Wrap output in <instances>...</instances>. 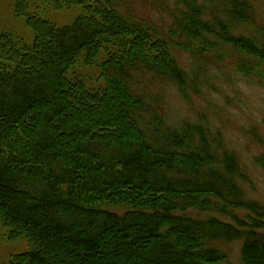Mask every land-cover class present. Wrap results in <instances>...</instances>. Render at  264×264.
Wrapping results in <instances>:
<instances>
[{"label": "trees", "instance_id": "16d2710c", "mask_svg": "<svg viewBox=\"0 0 264 264\" xmlns=\"http://www.w3.org/2000/svg\"><path fill=\"white\" fill-rule=\"evenodd\" d=\"M167 1H16L34 40L0 34V233L30 251L9 264H221L234 243L264 264V203L240 160L204 121L168 125L159 106L198 90L186 49L228 48L264 81V0ZM41 5L81 14L59 27ZM80 63L94 83L70 79Z\"/></svg>", "mask_w": 264, "mask_h": 264}, {"label": "rangeland", "instance_id": "374dc122", "mask_svg": "<svg viewBox=\"0 0 264 264\" xmlns=\"http://www.w3.org/2000/svg\"><path fill=\"white\" fill-rule=\"evenodd\" d=\"M16 1L0 0V34H13L25 44H31L34 40L32 30L25 19L14 14ZM173 4L174 0H168L165 6L172 9ZM259 6L254 13L257 20L261 21L264 20V5L262 3ZM39 7L43 10V5ZM134 7L136 15L145 16L148 20L157 19L153 21L159 23L169 22L168 14L158 15L151 5L142 6L139 3L134 4ZM41 10L37 11L38 15L42 13L44 20L59 27L71 24L81 14L78 8L61 12L50 8ZM226 49L217 55L204 51V54L198 56L186 49L182 57L186 71L192 74V69H198L197 63L201 64L199 76L195 78L196 85L193 77L189 81V87L198 90L194 94L188 93L184 101L169 96L159 106L168 125L204 121L218 135L224 151L232 152L240 160L248 177L245 188L250 197L264 203V81L258 75L238 72L239 55L229 54ZM97 74L96 67H85L80 63L74 69V74L71 73L70 79L78 76L88 83H94ZM240 246V243L229 245V262L221 264H243ZM28 251L30 246L27 241L12 242L0 233V264H9L16 255Z\"/></svg>", "mask_w": 264, "mask_h": 264}]
</instances>
